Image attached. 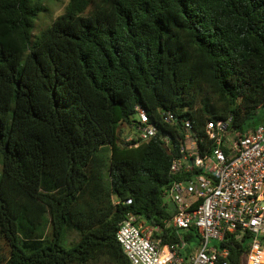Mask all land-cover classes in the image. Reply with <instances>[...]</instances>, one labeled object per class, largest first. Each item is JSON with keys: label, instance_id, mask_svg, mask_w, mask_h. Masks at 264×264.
<instances>
[{"label": "trees", "instance_id": "16d2710c", "mask_svg": "<svg viewBox=\"0 0 264 264\" xmlns=\"http://www.w3.org/2000/svg\"><path fill=\"white\" fill-rule=\"evenodd\" d=\"M44 10L0 0V264H131L116 239L130 213L187 258L202 238L165 225L173 152L159 137L177 140L161 114L199 135L229 117L240 132L264 125L250 122L264 106V0H69L33 39ZM136 105L159 133L117 158L134 147L118 137ZM249 238L217 244L228 264Z\"/></svg>", "mask_w": 264, "mask_h": 264}, {"label": "built area", "instance_id": "2783aa9c", "mask_svg": "<svg viewBox=\"0 0 264 264\" xmlns=\"http://www.w3.org/2000/svg\"><path fill=\"white\" fill-rule=\"evenodd\" d=\"M133 118V136L125 142L134 140L137 146L158 135L157 123L140 105ZM231 120L208 121L199 135L189 120L162 112L161 121L177 140L173 148L170 134L159 137L173 152L172 180L164 187L162 200L174 213L165 225L194 227L202 242L184 258L177 244H161L153 236L161 226L138 221L130 213L119 224L116 239L131 264H228V249L209 241L222 242L236 231L250 235L242 264H264V125L240 132L230 128ZM125 202L130 204L131 199Z\"/></svg>", "mask_w": 264, "mask_h": 264}, {"label": "rangeland", "instance_id": "374dc122", "mask_svg": "<svg viewBox=\"0 0 264 264\" xmlns=\"http://www.w3.org/2000/svg\"><path fill=\"white\" fill-rule=\"evenodd\" d=\"M69 0H42V3L45 6V10L42 11L35 23L34 28L32 29V38L35 39L37 36L58 16L62 15L65 7ZM92 5L90 6V8ZM252 124H259L264 122V106L257 109L256 113L250 119ZM133 136L132 129L130 125L121 126V135L118 137L120 145H123L127 137ZM111 153V146H106ZM140 148L137 146L131 148H122L120 151H116L115 156L118 158H133L137 159L140 155ZM210 245L218 244V241L211 239L209 241ZM194 250V249H193Z\"/></svg>", "mask_w": 264, "mask_h": 264}]
</instances>
